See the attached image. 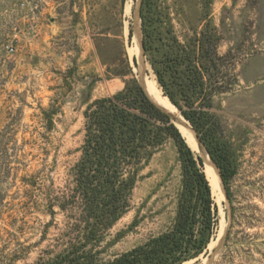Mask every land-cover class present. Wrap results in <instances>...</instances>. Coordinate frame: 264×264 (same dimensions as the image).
<instances>
[{"label":"rangeland","instance_id":"rangeland-1","mask_svg":"<svg viewBox=\"0 0 264 264\" xmlns=\"http://www.w3.org/2000/svg\"><path fill=\"white\" fill-rule=\"evenodd\" d=\"M140 2L0 0V133L12 135L10 170L0 175V264H57L80 235V211L64 212L59 204L74 186L84 113L94 100L124 88L128 78L115 74L125 61L143 88L144 82L159 88L143 47H135ZM157 3L183 43L203 31L209 15L222 38L219 53H231L238 77L231 92L214 98L211 111L234 174L220 199L212 189L219 230L197 264H264V0ZM45 111L55 112L53 126ZM168 114L195 155L203 156L206 174L210 162L189 142H196L191 124ZM182 180L169 141L141 173L131 208L98 247L100 258L113 259L169 229Z\"/></svg>","mask_w":264,"mask_h":264},{"label":"trees","instance_id":"trees-1","mask_svg":"<svg viewBox=\"0 0 264 264\" xmlns=\"http://www.w3.org/2000/svg\"><path fill=\"white\" fill-rule=\"evenodd\" d=\"M140 16L144 54L156 83L197 132L227 188L234 170L227 149L216 137L218 125L211 111L214 98L238 84L231 53H219L222 38L209 15L203 31L187 43L179 40L157 0H142ZM115 76L128 78L124 88L94 100L84 113L85 134L74 186L59 204L64 212L80 211L76 219L80 235L57 264H197L209 254L220 224L203 156L195 155L169 114L152 102L129 62ZM44 113L53 126L55 112ZM11 137L0 133V175L10 170ZM169 141L178 151L183 170L174 223L144 244L103 261L98 247L129 211L141 173Z\"/></svg>","mask_w":264,"mask_h":264},{"label":"bare ground","instance_id":"bare-ground-1","mask_svg":"<svg viewBox=\"0 0 264 264\" xmlns=\"http://www.w3.org/2000/svg\"><path fill=\"white\" fill-rule=\"evenodd\" d=\"M141 28L139 26L136 27V34L134 37V42H135V47L136 49H138L139 51L142 50V38H141ZM144 89L147 93V95L150 97V99L158 106H161L162 108H164L166 111H168L167 113H171L173 116L176 117L177 120L183 119L182 115L180 114V112L169 102V100L163 95L161 89L157 88L155 86V83L153 82H149L146 83L144 82L143 84ZM161 108V109H162ZM170 116V115H169ZM174 117V118H175ZM172 119V118H171ZM173 121V120H172ZM174 123V122H173ZM177 123V122H176ZM179 123V122H178ZM177 123V124H178ZM181 124V122H180ZM189 125V124H188ZM180 126V125H179ZM178 127V126H177ZM182 127V126H181ZM184 127V125H183ZM179 128V127H178ZM187 128V127H186ZM189 128H191V130L194 133L196 142L193 141V138H189V142L191 143V145L195 148H199L201 149V151L203 152L205 158L210 162V164H207L206 167V175L208 177V181L212 187V189L218 193V198L220 199L221 196L224 195V186H223V182L220 176V173L217 169V166L215 165V163L211 160L207 150L205 149L204 145L199 141V139L196 137V133L193 130V128L190 126ZM187 128V129H189ZM185 128H182V130L186 133L188 130Z\"/></svg>","mask_w":264,"mask_h":264},{"label":"water","instance_id":"water-1","mask_svg":"<svg viewBox=\"0 0 264 264\" xmlns=\"http://www.w3.org/2000/svg\"><path fill=\"white\" fill-rule=\"evenodd\" d=\"M142 1V0H141ZM140 7H141V2H140ZM140 7H139V13H140ZM141 17V16H140ZM143 33V32H142ZM142 47H143V38H142ZM143 51H144V48H143ZM139 80V79H138ZM142 86V85H141ZM145 90V89H144ZM146 92V91H145ZM153 102V101H152ZM155 104V103H154ZM156 105V104H155ZM157 106V105H156ZM161 109V108H160ZM162 110V109H161ZM163 111V110H162ZM164 113H166L165 111H163ZM167 114V113H166ZM168 115V114H167ZM169 116V115H168ZM170 117V116H169ZM171 119V118H170ZM172 121V120H171ZM192 127V126H191ZM193 128V127H192ZM194 130V128H193ZM195 131V130H194ZM196 135H197V132L195 131ZM197 138L199 139L198 135H197ZM200 141V139H199ZM201 142V141H200ZM202 143V142H201ZM205 147V146H204ZM206 149V148H205ZM222 178V177H221ZM223 181V180H222ZM224 184V183H223ZM226 196H227V193H226ZM227 199H228V196H227ZM214 262V260L212 261V263Z\"/></svg>","mask_w":264,"mask_h":264},{"label":"built area","instance_id":"built-area-1","mask_svg":"<svg viewBox=\"0 0 264 264\" xmlns=\"http://www.w3.org/2000/svg\"><path fill=\"white\" fill-rule=\"evenodd\" d=\"M7 50H8V53H13L15 52V47L13 44H10L8 47H7Z\"/></svg>","mask_w":264,"mask_h":264}]
</instances>
